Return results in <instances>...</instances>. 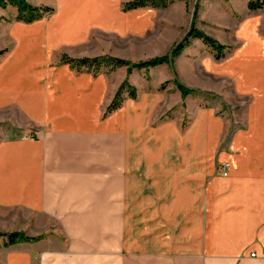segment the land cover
<instances>
[{"label": "crops", "instance_id": "0c3cea01", "mask_svg": "<svg viewBox=\"0 0 264 264\" xmlns=\"http://www.w3.org/2000/svg\"><path fill=\"white\" fill-rule=\"evenodd\" d=\"M130 1L55 0L52 13L6 26L0 111L15 109L5 122L32 136L0 140V231L46 236L0 243V264H264V9L197 0L196 27L226 56L192 38L172 64L133 70L149 80H129L136 97L107 112L125 67L70 59L162 56L193 20L190 0ZM207 91L243 101L235 128L195 98Z\"/></svg>", "mask_w": 264, "mask_h": 264}, {"label": "trees", "instance_id": "16d2710c", "mask_svg": "<svg viewBox=\"0 0 264 264\" xmlns=\"http://www.w3.org/2000/svg\"><path fill=\"white\" fill-rule=\"evenodd\" d=\"M174 0H133L127 2L125 4L126 9L137 8V7H144L147 5L159 6V7H166L169 2ZM188 2V0H186ZM8 4H11L17 8V15L16 19L21 20L24 22H33L37 19H40L54 11L53 7L50 6H36L29 3L27 0H0V6L6 8ZM248 7L251 11H257L264 9V0H249ZM199 9V4L197 2L195 6V11L193 13V20L190 26V29L183 37L181 41H179L175 46L172 48L170 53H167L162 56H157L145 60H140L137 62H133L130 60H126L119 57L104 55L98 56L94 58H82V59H70L71 62H77L79 65H85L89 67H93L96 69L101 68L105 65H110L111 69H115L122 66H127L128 74L132 73L135 69H143V68H151L155 67L162 63H173L174 59L181 54L183 49L190 44L192 38H200L207 44L216 59H222L226 56L227 51L230 47L222 44L213 36L207 34L203 30H200L196 27L195 20L197 18ZM4 51H0V55ZM178 88L181 90L183 97L187 96L189 93L193 92V89L188 88L178 80H175ZM168 82L163 84L161 88H164ZM129 91L130 97H136V88L131 85L129 79L126 78L119 86L115 96L108 107L107 112H111L118 107L121 106L124 100V92ZM4 237V245L9 246L19 242H30L38 240L39 237H30L25 232L22 231H12V232H4L0 231V238Z\"/></svg>", "mask_w": 264, "mask_h": 264}, {"label": "rangeland", "instance_id": "374dc122", "mask_svg": "<svg viewBox=\"0 0 264 264\" xmlns=\"http://www.w3.org/2000/svg\"><path fill=\"white\" fill-rule=\"evenodd\" d=\"M32 1L35 2V3L38 2V3L44 4L42 6H46L47 4H55L56 3L55 0H32ZM45 3H47V4H45ZM196 4H197V0H190L188 2V5H189L188 6V8H189L188 12L189 13L190 12L194 13ZM8 5H9V7L11 9H7V10L2 11V14L3 15H0V51L1 50L4 51L1 55H3L7 51L6 48L1 47L4 44L3 41H5L4 38L7 36L6 26H7V24L12 19H14L16 17V16H13V14H12V10H13L12 8L14 6L11 5V4H8ZM8 5H7L6 8H8ZM4 23H6V24H4ZM1 24H4V25L1 26ZM111 40H112V43L114 44V46L121 45L119 42H115L114 39H111ZM122 45L126 46V49L129 50V48L131 46H134V43L128 42V43H124ZM72 66L75 67V69H79V70H85L86 69V67H82V65H79L77 62L74 65H72ZM123 67H125V68L122 69V72H120V73L119 72L113 73L114 76L117 74V77H116L117 79L123 80L125 78L124 76L127 75L126 78H128L129 80H131V79H133V80H141L142 82H145V81H148L149 80L148 74H144V71L142 73H140V74L139 73H136L134 76L131 77V76H129V75H131V73L128 74V72H127V68H126L127 66H123ZM109 68H110V65L102 66L98 72H102L104 70H108ZM113 80H115V79H113ZM212 85L218 87L219 83L216 84V82H215ZM166 86H168V83H167ZM226 87H229L228 84H226ZM118 88H117V90H118ZM117 90H116V92H117ZM223 91H224V93L226 92V90H223ZM224 93H220V92H217V91H207L206 93L199 92V93H196L195 94V98L196 99L197 98L200 99V101H201V103L203 105H207L209 107L217 106V108L219 109V111L221 113H223V116H225V118L228 120L229 125L231 126V128H235L236 127L235 120L238 118L241 121V119H242V117L240 115H235V113L238 112V114H239L240 111H242V109L244 108L243 107V101H241V100H233L232 103H231V102H229V101L226 100V98H225L226 96L225 95H224L225 97L222 96ZM125 94H129V91L128 90L125 91L124 92V95ZM180 108H181V106H179L177 108V111ZM17 117L18 116H17L16 110L13 109V108L5 109V110H1L0 111V140L7 139V138H11V137H17V136H25V135L32 136V130H31V128L25 130L24 129V126H25L24 124L20 123V126L21 127H16L12 123L10 124L8 122H5V120L16 121L17 120ZM26 131L28 133H26ZM219 170L223 174L224 169L222 167H219ZM56 226L57 225H55L54 228H58ZM58 229L60 231L59 238L61 239V241H62V239H63V241H65V237L63 238L61 229L60 228H58ZM52 230L55 231L54 229H52ZM15 231L25 232L24 231V228H19V230H15ZM10 232H12V231H10ZM47 232H49V230ZM44 236H46V235L43 233V234H40L39 236L37 235L35 237H39V239H40V238H43ZM4 240H5V238L4 237H1L0 238V243H4Z\"/></svg>", "mask_w": 264, "mask_h": 264}, {"label": "built area", "instance_id": "2783aa9c", "mask_svg": "<svg viewBox=\"0 0 264 264\" xmlns=\"http://www.w3.org/2000/svg\"><path fill=\"white\" fill-rule=\"evenodd\" d=\"M230 165H231L230 161L221 162L220 167H222L224 169V172H223L224 175H228L229 174ZM255 255H256V253L252 252V256H255Z\"/></svg>", "mask_w": 264, "mask_h": 264}]
</instances>
